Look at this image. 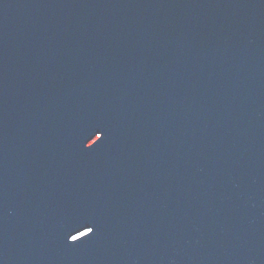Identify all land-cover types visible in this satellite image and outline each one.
I'll return each mask as SVG.
<instances>
[{"label": "water", "instance_id": "1", "mask_svg": "<svg viewBox=\"0 0 264 264\" xmlns=\"http://www.w3.org/2000/svg\"><path fill=\"white\" fill-rule=\"evenodd\" d=\"M0 264H264V0H0Z\"/></svg>", "mask_w": 264, "mask_h": 264}]
</instances>
